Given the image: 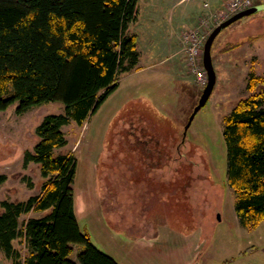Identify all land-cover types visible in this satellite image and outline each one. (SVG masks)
I'll return each instance as SVG.
<instances>
[{
    "label": "rangeland",
    "instance_id": "1",
    "mask_svg": "<svg viewBox=\"0 0 264 264\" xmlns=\"http://www.w3.org/2000/svg\"><path fill=\"white\" fill-rule=\"evenodd\" d=\"M230 2L138 0L137 20L129 28L138 40L137 66L120 77L119 88L83 126L73 122L63 130L68 145L56 154H72L77 161L73 187L80 228L119 264H264V221L254 229L239 222L238 197L227 184L223 135L233 109L263 89L250 92L247 86L253 74L264 78V10L234 23L215 40L217 83L184 136L208 83L203 63L195 69L188 61L186 36L198 31L205 38L203 59L206 40L235 15L228 10ZM187 10L198 15L182 34L189 78L181 88L172 64L163 61L183 29L180 21ZM17 107L0 112V175L8 178L0 188V214L4 202H25L41 194L46 181L40 167H25L24 157L39 142L36 131L45 117L66 110L63 103L50 102L18 115ZM42 215H24L21 227ZM168 219L180 225L172 232L181 258L168 246L164 257L152 246L155 240H145L155 222ZM13 246L25 262L29 251L24 239ZM193 246L197 255H187ZM82 250L74 246L71 259L76 262ZM14 262L0 250V264Z\"/></svg>",
    "mask_w": 264,
    "mask_h": 264
},
{
    "label": "trees",
    "instance_id": "2",
    "mask_svg": "<svg viewBox=\"0 0 264 264\" xmlns=\"http://www.w3.org/2000/svg\"><path fill=\"white\" fill-rule=\"evenodd\" d=\"M138 0H0V112L17 104V114L61 102L63 114L45 117L39 142L24 157L45 179L40 195L2 204L0 250L14 264H119L94 246L76 216L77 161L56 154L68 145L65 127L90 119L119 88V79L138 64V40L129 34ZM254 94L225 120L227 184L238 197L240 224L264 221V78L248 82ZM8 180L0 175V188ZM49 212V213H47ZM44 214L20 225L24 215ZM24 239L29 257L13 242ZM74 246H82L77 261Z\"/></svg>",
    "mask_w": 264,
    "mask_h": 264
},
{
    "label": "crops",
    "instance_id": "3",
    "mask_svg": "<svg viewBox=\"0 0 264 264\" xmlns=\"http://www.w3.org/2000/svg\"><path fill=\"white\" fill-rule=\"evenodd\" d=\"M197 15L198 13L195 10H187L183 13V18L180 21L181 23L180 27H182L183 29H181L182 31L176 35L177 36L176 39L170 42L169 44L170 52L168 55H166L167 58L163 61V62L166 61L167 64L168 63L172 64V69L174 71L175 78L177 79L176 81L177 85L181 86V88L187 84L186 81H188L187 78H189L188 64H187L186 54L184 52L185 48L182 43V34L193 26V23L191 21H195ZM146 211H148V209H146ZM155 225H156L155 227L154 226L150 227L152 228V231L150 233L149 232L147 233V236H145L146 237L145 240L149 243L151 242V240L153 241L155 240L154 243H152L153 244L152 246H156V247L158 246L159 247L158 251L161 252L162 255H164V257H168L167 256L168 253H166V250L168 251V249H164L165 246H168V247H172V251H173L172 254L174 255V257L181 258V252L179 250L180 244L177 238H174L176 234L174 232L175 230L180 229L179 227L180 225L178 227H175L170 219L166 221L162 220L161 223L159 221L155 222ZM170 232H172L171 237L168 236L170 235ZM158 233H162V236L158 235L157 237L156 235ZM193 247H194L193 250L188 251L189 253L187 255H190L191 253L197 255V253L195 252V246Z\"/></svg>",
    "mask_w": 264,
    "mask_h": 264
},
{
    "label": "water",
    "instance_id": "4",
    "mask_svg": "<svg viewBox=\"0 0 264 264\" xmlns=\"http://www.w3.org/2000/svg\"><path fill=\"white\" fill-rule=\"evenodd\" d=\"M262 10H264V6H254L251 7L247 10L241 11L237 14H235L234 16H232L231 18H229L228 20L222 22L210 35L209 39L207 40V42L205 43L204 46V51H203V63H204V67L205 70L208 74V83L206 88L203 91V94L200 98V101L198 103V105L195 107L191 117L189 118V121L185 127V134L184 136H186L187 134V130L189 129L191 123L193 122L195 116L198 114V112L203 109L208 101L210 100L216 83H217V73H216V69L214 66V62H213V55H212V49H213V45L215 40L217 39V37L221 34L222 31H224L225 29H227L228 27H230L231 25H233L234 23L238 22L239 20L255 15L259 12H261Z\"/></svg>",
    "mask_w": 264,
    "mask_h": 264
},
{
    "label": "built area",
    "instance_id": "5",
    "mask_svg": "<svg viewBox=\"0 0 264 264\" xmlns=\"http://www.w3.org/2000/svg\"><path fill=\"white\" fill-rule=\"evenodd\" d=\"M258 0H231L228 10L232 13H238L248 8H251L256 5ZM208 5H206L207 7ZM191 35L190 42H187L188 52H189V62L196 69V64L203 63L202 59V46L204 44V38L198 31L189 33ZM200 72V78L203 77V74Z\"/></svg>",
    "mask_w": 264,
    "mask_h": 264
},
{
    "label": "bare ground",
    "instance_id": "6",
    "mask_svg": "<svg viewBox=\"0 0 264 264\" xmlns=\"http://www.w3.org/2000/svg\"><path fill=\"white\" fill-rule=\"evenodd\" d=\"M209 37H210V36H209ZM208 39H209V38H208ZM208 39H207V40H208ZM190 40H191V35L189 34V35L186 36V41H187V42H190ZM207 40H206V42H207ZM204 42H205V38H204ZM207 76H208V75H207ZM208 102H209V101H208ZM174 178H175V177H174Z\"/></svg>",
    "mask_w": 264,
    "mask_h": 264
},
{
    "label": "flooded vegetation",
    "instance_id": "7",
    "mask_svg": "<svg viewBox=\"0 0 264 264\" xmlns=\"http://www.w3.org/2000/svg\"><path fill=\"white\" fill-rule=\"evenodd\" d=\"M149 143H150L149 141H146V142H145L146 146H148V145H149Z\"/></svg>",
    "mask_w": 264,
    "mask_h": 264
}]
</instances>
